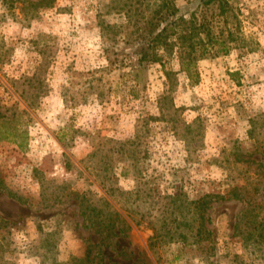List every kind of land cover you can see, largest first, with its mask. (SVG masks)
I'll use <instances>...</instances> for the list:
<instances>
[{"label": "rangeland", "instance_id": "1", "mask_svg": "<svg viewBox=\"0 0 264 264\" xmlns=\"http://www.w3.org/2000/svg\"><path fill=\"white\" fill-rule=\"evenodd\" d=\"M163 2L0 0V264L70 262L89 243L117 264L246 254L235 225L264 204V0H232L245 45L199 60L198 83L168 57L171 90L160 63L135 77L146 22ZM174 2L187 15L199 4ZM230 189L238 197L199 205L206 240L174 242L167 229H186L170 195L189 202ZM103 198L127 234L103 240L86 226L81 203L105 207ZM245 256L264 264L262 252Z\"/></svg>", "mask_w": 264, "mask_h": 264}, {"label": "trees", "instance_id": "2", "mask_svg": "<svg viewBox=\"0 0 264 264\" xmlns=\"http://www.w3.org/2000/svg\"><path fill=\"white\" fill-rule=\"evenodd\" d=\"M201 10L211 11V14L207 15ZM165 11L168 14L162 19L161 15ZM199 12L203 14H199ZM153 14L146 22V27L148 28L145 27L144 33H142L146 44L142 47L139 65L136 67L138 70L135 77L138 81L141 80L139 75L148 64L160 63L167 82L170 84L169 90H171L174 72L167 69L165 60L175 55L190 81L198 83L200 80V74L197 69L199 60L206 58L210 54H228L232 48L245 45V38L238 31L241 21L238 17L237 9L232 4V0H199L198 7L191 11L189 15L182 13L174 0H164ZM230 22L235 24L234 27H229ZM136 90L137 88L132 86L131 92L133 94L136 93ZM167 97L168 94L160 99V108L163 109L162 101ZM144 120L147 119L140 120L141 122L138 124L136 135L138 139L141 138L140 133ZM255 120L254 118L251 119L252 126ZM250 134H253V129L250 130ZM135 142L136 140L132 143ZM262 145L264 144L258 143L257 147ZM210 196H217L222 199L238 197L235 189H230L225 194L205 193L197 199H190L189 202L181 199V193L169 196L168 208L171 203H174L172 214L179 210V214L174 217L173 222L178 223V229L181 226L186 229L177 231L178 233L176 231L171 233L167 229L168 234H171V236L177 234L180 237L179 240H174V242L187 243L191 237L199 238L197 241H193L195 243H200L203 239H207L205 235L210 233V231L201 222L204 218V213L199 209V205L204 203L208 206L211 200L207 199V197ZM102 202L105 207L98 206L89 200L81 203V211L84 214L86 226L93 229L103 240H107L112 236L127 234L130 225L120 211L106 198H103ZM162 217H165V215ZM198 220L200 224L196 226L195 223ZM164 224L167 225L166 222ZM234 234L241 237V243L246 254L262 252L264 256V204L247 207L241 220L235 225ZM98 244L89 243L84 255L74 257L70 262H54V264H117L107 261L106 255ZM44 245L50 249L51 242L44 240ZM245 255L235 254L231 264H252L251 262H255L254 260L248 261Z\"/></svg>", "mask_w": 264, "mask_h": 264}]
</instances>
